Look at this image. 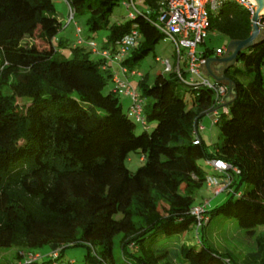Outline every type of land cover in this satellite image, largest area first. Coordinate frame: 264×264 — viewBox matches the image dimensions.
<instances>
[{
  "label": "trees",
  "instance_id": "16d2710c",
  "mask_svg": "<svg viewBox=\"0 0 264 264\" xmlns=\"http://www.w3.org/2000/svg\"><path fill=\"white\" fill-rule=\"evenodd\" d=\"M65 1L72 18L83 17L89 31H106L101 48L136 27L137 44L121 59L129 70L162 40L152 24L155 0L141 1L140 11L124 22H109L122 0ZM250 23L246 8L226 0L209 13L208 31L241 40ZM60 28L51 0H0V246L18 247L17 257L45 244L59 247L55 257L40 264H57L63 245L97 247L85 255L96 264L111 256L113 238L120 234V250L137 264H157L161 258L171 264L174 256L185 264H232L229 254L199 239L172 252H154L144 240L194 224L190 207L206 176L196 162L202 156L239 170L230 172L227 197L206 211V223L213 215L233 218L247 235L264 225V35L238 51L240 66L222 70L225 79L218 83H230V99L215 113L220 140L206 153L195 126L214 106L211 88L180 82L172 71L157 74L151 83L141 74L136 87L144 118L138 123L144 129L135 133L136 121L122 110L117 91L102 92L112 73L100 68L101 58L89 57L86 45L54 41ZM64 46L67 58L60 52ZM201 51L207 58L214 50ZM178 85L192 95V108ZM15 96L27 99L18 106ZM143 98L151 100L144 104ZM147 122H154L149 131ZM131 151L142 155L134 171L124 165ZM241 183L245 187L239 190ZM244 264H264L263 233Z\"/></svg>",
  "mask_w": 264,
  "mask_h": 264
},
{
  "label": "rangeland",
  "instance_id": "374dc122",
  "mask_svg": "<svg viewBox=\"0 0 264 264\" xmlns=\"http://www.w3.org/2000/svg\"><path fill=\"white\" fill-rule=\"evenodd\" d=\"M54 6L55 15L57 19L61 22V28L57 31L54 41L57 38L62 37L65 39L69 45L73 44V42L80 38L83 41H93L97 48H100L104 42H106V31L104 29H99L95 32L89 31L87 26L84 23V18L81 16H76L73 20H68V7L65 0H51ZM140 6V5H139ZM127 8L120 2L115 4L112 8L111 14L109 16V22L117 21L124 22L128 18L126 16ZM74 21V22H73ZM75 25L78 26L80 31L78 33L75 32ZM227 38L216 32V31H208L206 38L204 39L203 44L199 45L201 48H208L213 51L217 48H225L228 44ZM84 45V44H82ZM85 46V45H84ZM60 52L64 57H69L70 53L67 46L60 48ZM223 54V53H222ZM91 59H94L96 55L93 53L89 54ZM165 57L169 60L170 63H173V45L168 40H159L154 46L152 51H150L145 57L138 61L135 65V70L139 74H147L148 82H152L154 77L162 73L164 75H168V72L163 70V67L158 62V58ZM210 58H214L213 54L210 55ZM233 65L240 66V62L236 61ZM215 69L221 66L220 63H215L213 65ZM108 70L111 72H116L118 76H120L123 80H127L130 86L137 90L136 81L139 78V75H122L118 70L115 64H110ZM184 70V69H183ZM261 74L264 77V62L260 68ZM210 81H213V77L207 76ZM179 89L181 87L178 85ZM111 88V79L106 81L102 92L106 93ZM10 92V91H7ZM181 96L186 104V107L192 108V95L188 91H184L183 88L181 90ZM16 97V103L21 105L23 103L22 99L18 96ZM117 97L119 102L121 103L122 110H126L127 99L126 97L119 91L117 93ZM150 98H143V103L146 104L149 102ZM217 112L222 111V107H218ZM205 112V111H204ZM202 112L203 114L199 116L200 121H198V126L200 129L197 130V134L202 139L204 150L206 153H213L215 150V146L219 143V129L216 124H213L212 120L215 115H212V111ZM154 126V122L146 123V131L151 130ZM144 128L138 123L135 122L134 132L139 133ZM141 153L139 151H131L127 154L124 165L130 170L134 171L141 164ZM197 164L205 171L206 175H213L211 171V167L207 166L206 160L204 156L198 158L196 160ZM245 187V183H241L239 185V190H242ZM227 197V193L224 191L215 192V187H207L205 183H203L194 193V200L192 202V206L204 204V208L206 211H209L212 207L217 204H220ZM254 233L252 235H247L244 230L238 227L236 221L233 218L224 217L221 215H213L209 219V221L200 228H195V225L190 224L185 230L171 235H161L158 234L155 238L145 239L144 244L148 245L154 252L169 250L172 252L177 249V247L181 243H187L190 245H195L197 240L199 239L204 245L209 246L217 252L229 254L231 257V263L235 262L239 264H244L245 255L247 253L253 252L255 249V239L257 234H264V225L257 224L254 226ZM119 238L120 234L115 235L113 238V246L112 253L108 259L104 261H99L96 264H137L134 258L128 254L123 253L119 247ZM59 248V247H58ZM58 248H52L50 245L45 244L41 247L32 248L26 250L27 253L37 254L41 256L38 258L34 264H40L41 261L47 257L51 256V253L57 250ZM18 251V247L9 246V247H1L0 246V264H21L26 262L25 255H21L17 257L16 252ZM97 251V247L89 246L88 249L84 245H72L65 246L61 252L59 253V258L57 260V264H67L69 261H72L73 264H91L88 260L85 259L86 253L90 255L93 252ZM129 253L137 255V251L132 247L128 248ZM169 256V255H168ZM171 257V256H170ZM163 258L157 261V264H162ZM171 264H185L182 263L180 256H174L172 258Z\"/></svg>",
  "mask_w": 264,
  "mask_h": 264
},
{
  "label": "built area",
  "instance_id": "2783aa9c",
  "mask_svg": "<svg viewBox=\"0 0 264 264\" xmlns=\"http://www.w3.org/2000/svg\"><path fill=\"white\" fill-rule=\"evenodd\" d=\"M143 0H122L121 3L127 8L126 16L132 19L137 11H140L138 4ZM226 0H155L156 15L152 21L153 26L159 31L162 40H168L173 45V63L165 57L158 58V62L166 72H174L178 81L186 84H202L212 89L213 91V105L221 103L222 97L226 94V86L210 81L205 75L204 63L206 57L202 51L198 50V46L203 44L204 39L208 34L209 13L217 9L218 5ZM233 1L249 11L250 22L255 10L254 0H229ZM66 2V1H65ZM67 4V2H66ZM68 7V20H73L72 9ZM74 22V21H73ZM256 25L259 30L264 29V6L260 10ZM75 32L78 33L80 29L75 25ZM139 38V33L135 26H133L126 34H124L119 41L110 45L107 48H97L93 41H83L77 38L75 44H84L91 53L101 58L103 64L101 69H108L110 64H115L124 76L141 75L135 69H127L121 64V59L128 55ZM223 49L217 48L213 51V56L218 57L222 54ZM184 69V70H183ZM109 72H111L109 70ZM111 81L114 83L113 90L121 91L129 99L127 107L128 114L136 121L144 124L142 114V99L137 90L133 89L128 81L123 80L114 71L111 72ZM214 122V120H212ZM200 129L198 124L195 130ZM196 142V141H194ZM208 166L212 168L215 174L206 175L204 183L207 187H215V192L225 191L229 187L230 172L237 174L238 168L220 158H210L206 160ZM194 205L190 207V213L194 218L195 228H200L208 219L204 204ZM58 249L51 253L50 258L57 255ZM25 255L26 262L21 264H28L36 261L41 256L37 254L27 253L26 250L20 252Z\"/></svg>",
  "mask_w": 264,
  "mask_h": 264
},
{
  "label": "water",
  "instance_id": "95a60500",
  "mask_svg": "<svg viewBox=\"0 0 264 264\" xmlns=\"http://www.w3.org/2000/svg\"><path fill=\"white\" fill-rule=\"evenodd\" d=\"M255 1V10L251 19V30L249 35L241 40H229L228 44L225 47V50L223 51V54H221L218 57L210 58L207 57L205 59L204 68L206 70L205 75L213 77V81L218 82L220 80L225 79L222 75V71L218 74L213 73L210 70V63H220L222 66V70L226 68L227 66H232L236 61V55L238 51L253 46L256 44L257 39H259L262 36L261 30H259L258 26L256 25V21L258 20V15L260 10L264 6V0H254ZM230 88V83L228 82V90Z\"/></svg>",
  "mask_w": 264,
  "mask_h": 264
},
{
  "label": "crops",
  "instance_id": "0c3cea01",
  "mask_svg": "<svg viewBox=\"0 0 264 264\" xmlns=\"http://www.w3.org/2000/svg\"><path fill=\"white\" fill-rule=\"evenodd\" d=\"M57 17V16H56ZM59 21V20H58ZM60 22V21H59ZM60 24H61V22H60ZM261 33H262V35H264V29H262L261 30ZM59 38H61L62 39V37H59ZM223 49V48H222ZM198 50H202V48L200 47V46H198ZM225 50V48L223 49V51ZM223 53V52H222ZM215 64V62H211L210 63V70L213 72V73H215V74H218V73H220L221 71H222V66H220V67H218L217 69H215V67L213 66ZM204 70H205V68H204ZM204 72H206V70L204 71ZM207 76V75H206ZM121 78V77H120ZM113 86H114V83L111 81V88L110 89H112L113 88ZM227 87V92H226V94L222 97V101H221V103H219V104H216V105H214L212 108H207V109H205L204 111L205 112H207V111H212L213 113H212V115H215V113L217 112V108L218 107H222V111H224L225 109H226V107H225V102L226 101H228L229 99H230V94H229V91H228V85L226 86ZM109 89V90H110ZM119 91H117V93H118ZM121 92V91H120ZM123 94V93H122ZM124 95V94H123ZM125 97H126V99H127V104H126V110H127V107H128V104H129V99H128V97L126 96V95H124ZM218 105H221V106H218ZM203 111V112H204ZM204 112V113H205ZM203 114V113H202ZM201 114V115H202ZM198 121H200V120H198ZM198 121H197V123H198ZM200 137V136H199ZM202 140V139H201ZM208 166V165H207ZM208 167H210V166H208ZM211 171L214 173V171L212 170V168H211Z\"/></svg>",
  "mask_w": 264,
  "mask_h": 264
}]
</instances>
